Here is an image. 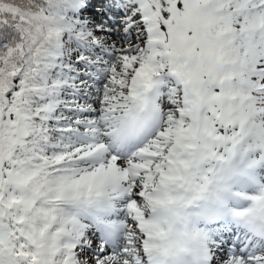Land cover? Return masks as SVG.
Segmentation results:
<instances>
[{
	"label": "snow or ice",
	"instance_id": "obj_1",
	"mask_svg": "<svg viewBox=\"0 0 264 264\" xmlns=\"http://www.w3.org/2000/svg\"><path fill=\"white\" fill-rule=\"evenodd\" d=\"M0 264H264V0H0Z\"/></svg>",
	"mask_w": 264,
	"mask_h": 264
}]
</instances>
